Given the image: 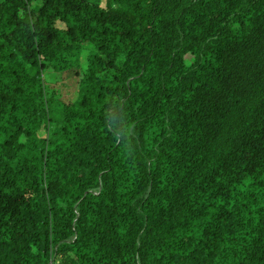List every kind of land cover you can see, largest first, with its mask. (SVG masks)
Returning a JSON list of instances; mask_svg holds the SVG:
<instances>
[{"label": "trees", "instance_id": "1", "mask_svg": "<svg viewBox=\"0 0 264 264\" xmlns=\"http://www.w3.org/2000/svg\"><path fill=\"white\" fill-rule=\"evenodd\" d=\"M0 264H264V0H0Z\"/></svg>", "mask_w": 264, "mask_h": 264}, {"label": "rangeland", "instance_id": "2", "mask_svg": "<svg viewBox=\"0 0 264 264\" xmlns=\"http://www.w3.org/2000/svg\"><path fill=\"white\" fill-rule=\"evenodd\" d=\"M78 80L79 78L62 75L61 73L57 74L52 70L44 74L47 95L49 97H56L67 103L73 102L77 98Z\"/></svg>", "mask_w": 264, "mask_h": 264}]
</instances>
